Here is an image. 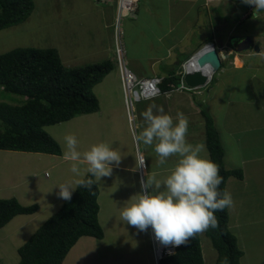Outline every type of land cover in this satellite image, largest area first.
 I'll return each instance as SVG.
<instances>
[{
	"label": "crops",
	"instance_id": "obj_1",
	"mask_svg": "<svg viewBox=\"0 0 264 264\" xmlns=\"http://www.w3.org/2000/svg\"><path fill=\"white\" fill-rule=\"evenodd\" d=\"M93 6L96 7L95 10L98 11L100 17L104 19L103 30L106 31L107 39L104 43H100L99 47L103 53H101L103 58H105L110 45L113 43L112 36H109L107 33L111 29L110 26L113 23L116 8L112 7L113 5L111 4H103L99 7L94 4ZM257 10L258 9H254V6L243 3L242 0H140L137 19L133 20L131 24L128 22V28L132 30L134 40L136 39L137 42L142 40L143 45H145V50L147 51V57H145L144 54L133 55L137 60V64L134 65L135 71L142 77L157 74L164 78L172 76L178 77L179 72L181 71L180 66L203 44L208 40L219 41V34L216 33L215 35L213 32L206 37L203 35V39L200 38V41H188L191 34L194 32L195 27L199 26L204 28L202 26L204 23L206 28L208 19L213 22L214 20H218L216 21L217 24L215 25L216 28L213 30L214 32H218L217 29H225L232 25V29L230 28L227 36L223 39V43L218 46V49L224 54V56L226 54H229V56H225L228 59L223 61V63H225L221 68L222 71L220 70V73L216 75L220 82L214 88L212 93L210 92L206 94V90L202 92V95L176 93L169 98L162 97L161 99H164L165 101L164 104H162L163 106L159 105L160 103L157 102V100L148 102L147 104L158 103L159 106L165 107V113L170 114L173 118H175L177 112H183L189 121L186 139L192 144L203 142L206 145V120L202 114V110L207 111L212 117L224 149V164L226 169L229 171H241L243 174L242 179L232 176L228 179L227 184H225L226 191L231 194L234 201V207L231 209L227 208L229 213V230L237 238L236 242L238 243L240 250L243 252L241 264H243L244 259H246L245 256L248 254L245 246L241 243V237H249L251 235L249 230H254L255 232L256 230H259L255 235L257 236L260 233L262 234L261 230L264 228V41H259L258 39L257 43L260 45V53L252 52V50L244 53H235V46L233 45V47H231V43L235 38L234 35L237 31L238 25H241L246 20H250L255 13V17L257 18L263 16L262 10L259 13L256 12ZM219 15L221 17H218ZM105 20L107 22H105ZM186 28L188 30H184ZM124 30L125 28L123 25L122 31ZM183 31H185L184 36H182ZM101 32L99 30V33ZM176 41H180L178 47L174 44ZM130 49L132 50V48ZM132 51L131 54H133ZM145 58H147V60ZM235 58H239L243 63L241 67L235 66ZM141 59H145L148 62L145 66L150 68V71L148 70L149 73H146L143 69L144 67L140 63ZM66 66H68V64H66ZM157 66L160 67L159 69L161 70H158ZM166 68L167 70L164 71ZM117 75V73L109 74L102 86H105L106 82L112 78V76ZM185 96L188 97L186 98ZM200 103H202V105H200ZM153 111L155 112L156 110ZM143 112L144 111H141L140 114H137V119H139L140 123H132L136 128L137 126H141L142 129L144 126ZM132 124L129 120L128 127L132 128ZM125 128L126 131H128L127 126H125ZM134 136L135 135L132 132V137ZM119 141H121L119 149H122V151L121 149L119 150L121 154V162L119 165L126 164L124 162L127 161L125 158L132 162H136L134 155L138 157L142 154L145 159L144 169H141L140 167L137 169L134 168L133 172L136 175L137 173L139 175L138 177L132 175L136 180L135 182L140 180L141 171L143 172L144 179H146L147 173L155 174L156 178L163 175L164 178L168 174V168L175 163L176 157H170L165 165H159L154 146H147L142 142L137 143L134 138L133 141L128 140L125 142L122 139ZM63 152L64 150H62L60 156L52 155L53 158L55 157L56 169L63 168V166H60V159H58L63 157ZM207 155L210 158L208 149ZM69 163L72 162L66 161V165ZM66 167H64L65 171ZM121 167L124 168L123 166ZM121 167L113 165V168ZM79 168L83 174L82 177H76L71 171H67L66 174L62 175L71 179L70 181L75 185L76 180L84 179L88 174L86 164L80 163ZM82 169L84 170L82 171ZM1 174L2 173L0 172V175ZM62 175L61 173H58V176L54 179V183L60 182L59 184H61V179L64 178ZM122 175H120L119 178H116L113 174L109 177H102L100 181L96 182V184L102 193H107L112 189L111 187L108 188V181L118 180L117 182L123 184V182H121ZM28 176L29 175L26 177ZM46 176H48V174H46ZM10 178L8 179L10 180ZM8 179L6 182H3V180L0 179V189L3 187H9L7 183ZM22 181L23 178H21V182ZM124 182L126 185L129 183L127 180H124ZM138 189L141 190L140 187H136V190ZM54 191V198L56 197V199L52 206H56L57 209L51 217L56 214L65 203V200L58 195L59 187L54 188ZM101 192L99 191L98 201L102 196ZM74 193L75 192H73L72 195ZM115 195L117 197H122L123 200L127 194L124 195L115 192ZM15 199H17L19 203L21 202L22 204H20L23 206H31L33 203H38L39 210L35 214L18 215L12 219L10 223L0 229V242L2 241L11 244L12 241L15 240V236L18 232L23 233L27 230L31 222H40L44 211L49 213L51 209L50 205L45 207L42 206L39 203V198L30 201L29 203L22 197H16ZM115 206L107 211L110 212L111 217H114V219L117 220V216H120L119 210L122 205L118 207ZM102 211H104L103 207L102 209L99 208L98 218L104 231V238L101 240H91L90 237H81L75 245L76 247L74 246L75 248L73 247L69 252L68 259H64L63 264H66L67 262H71V264H103L100 262V260H102L100 249H103L99 246L105 244L107 233L111 232L110 239L112 240V246H115V237L112 233L113 230H115V235H119L121 239L125 240L124 235L126 233H124V229L119 228L118 225L112 226L111 224L110 230L107 231V227H104V219L101 216ZM251 211L258 212L260 218L258 219L249 214ZM248 214L250 217H246ZM15 221H18L17 224L14 228H10V225ZM45 222L41 224H44ZM126 231L130 236H133V239H128L126 241L128 244V250H134L132 247H135V249L138 250L136 248L140 242L137 240L138 238L139 240L148 239L150 243L148 230L146 232L139 231L135 227L129 225ZM203 234L206 236V231L203 232ZM201 235L202 234H200V236ZM29 239H27L23 245ZM130 241L134 242V246L131 245ZM119 242L123 243L122 241ZM200 242L205 264H208V259L211 260V264H216L218 253L212 243H210L209 240L203 241V238H201ZM79 245L81 246L79 247ZM19 248L20 247H16V249ZM104 251H106L105 248ZM3 253L4 251L0 249V257H4ZM7 253L8 252L6 251V254ZM82 254L83 257L76 261L77 256H82ZM261 254H264V250L261 251ZM136 256V254H132L129 257L133 260ZM261 260L263 261L261 264H264V255ZM149 263L151 264L152 261Z\"/></svg>",
	"mask_w": 264,
	"mask_h": 264
},
{
	"label": "rangeland",
	"instance_id": "obj_2",
	"mask_svg": "<svg viewBox=\"0 0 264 264\" xmlns=\"http://www.w3.org/2000/svg\"><path fill=\"white\" fill-rule=\"evenodd\" d=\"M33 1L35 8L32 15L26 22L14 27L0 30V54L8 53L17 48H56L61 54V58L64 62L63 64H65L68 60L66 63L68 66L65 64L67 68L85 67L87 65L100 63L108 59L107 57L103 58V53L99 47L100 43H104L107 39L106 31L103 30L104 19L100 17L98 11L95 10L96 7L93 6L94 4H96L97 7L101 6L99 0ZM93 1L96 2L93 3ZM260 11L261 10L258 9L256 12L259 13ZM137 14L138 13L126 19L124 23L126 37L123 34V42L126 40V46L128 47L129 51L128 56L130 55V67L134 72H136L134 65L137 64V60L136 57H133V55L144 54L145 57H147V51L145 50V45H143L142 40H139V42H137L136 39L134 40L132 30L128 28V22L131 24L134 18L137 19ZM262 14L263 16L257 18L255 17V13L252 15L250 20H246L241 25H238L237 31L234 35L235 38L231 43V47H233V45L235 46V53H244L238 49V42L241 38L250 37L255 43L258 42V39L259 41H264V10H262ZM218 17L221 16L219 15ZM216 21L218 20H214L213 22L212 20L208 19L206 28L204 23L202 24L204 28L199 26L195 27L194 32L191 34L188 41H200V38L203 39V35L206 37L211 35L213 32L215 35L216 33L219 34L220 39L216 42V45L217 47L220 46L224 41L223 39L230 31V28L232 29V25L225 29H217L218 32H214L213 30L216 28L215 25L217 24ZM105 22L107 21L105 20ZM99 30L100 32H103L99 33ZM111 30L112 29H110L107 33L109 36H113L112 31H115V28L113 27V30ZM184 30L188 29L186 28ZM184 35L185 31L182 33V36ZM179 42L180 41H176L174 44H176L178 47ZM130 48H132L133 51ZM131 51L133 54H131ZM252 52L254 51L252 50ZM226 55L227 57L229 56V54ZM145 59L147 60V58ZM145 59H141L140 63L144 67L143 69L145 72L149 73L150 68L145 66L148 64ZM224 63L222 64V67L224 66ZM234 63L237 67H241L243 65L239 58H235ZM159 68L160 67L157 66V69L161 70ZM166 70L167 68L164 69V71ZM218 73H220V71ZM138 75L140 76V74ZM105 80L106 78L104 81ZM104 81L94 88L95 96L97 97L100 105L99 112L91 113L90 115H82L70 121L51 125L45 128L46 132L55 138L60 144L62 150H64V136L67 134H73L78 140V150L81 152L89 149L92 144L98 142L108 143L112 145L114 149L119 151L121 149H119L121 142L119 141L120 139L125 142L128 140L133 141L134 137H132V132L134 135H136L141 130V126H137V128L134 126V124L140 123L139 119H137V114H140L141 111H146L153 105L156 106L153 108V110H156V108L160 107L159 105H162L165 102L164 99L159 98L160 100L156 99L157 102L160 103L159 105L158 103L147 104L148 102L135 104V123L132 124V128H130L128 127L129 120L124 103V95L118 76H112V78L106 82L105 86H102ZM219 82L220 80L218 76H215L214 83H212V85L207 89H204V91L206 90L205 93H212ZM185 97L187 98L188 96ZM25 101V97L14 93L5 92L3 87H0V103L6 102L12 105H21ZM200 105H202V103H200ZM125 126H127L128 131H126ZM134 157H136V155H134ZM54 158L52 155H46L42 153L0 151V172L2 173L0 175V179H2L3 182H6L8 178L13 176L10 178V180L8 179L7 182L10 188L3 187L0 189V199L22 197L25 198V201H28L29 203L30 201L39 198V203L42 206L45 207L50 205L51 207L49 213L44 211L40 222H31L27 230H25L23 233L18 232L15 236V240H13L11 244L2 241L0 242V249L4 251V257H0V263L4 262L3 264H19L20 257L16 247H21L30 236L34 235L38 231L39 227L43 225L41 223L49 219L56 211V206H52L56 199V197L54 198V188H57L60 182L54 183V179L58 176V173H61L62 175L66 174L67 171H71V163L68 164L70 167L66 165V160L64 159L63 155V157L58 158L60 159V166H63V168L56 169ZM125 160H127L124 161L126 164L119 165L120 167L123 166L124 168H113L112 171V174L116 178H119L120 175L124 174L121 176V182H123V184L117 182L118 180L108 181V188L111 187L112 189H110L107 193H102L101 190H99L102 193V196L98 201L100 209H102V207L104 209V211L101 213V216L104 219V227H107V231H109L111 224L112 226L118 225V227L124 229L123 232L126 233L124 235L125 240L121 239L119 235H115V230H113L112 233L115 237V246H112V240L110 239L111 232L107 233L105 244L99 246L103 249H100V254L102 256V260H100V262L103 264H150L149 262L152 261L151 264H155L151 241L149 243L148 239L139 240L138 238L137 240L140 241L136 246L138 250H136L135 247H132L134 250H128V244L126 241L128 239H133V236H130L126 231L129 225L123 222L120 216H117V220H115L114 217H111L110 212L107 211L115 205V207L123 205V203L127 201L132 195L140 191L139 189L136 190V187H140L141 178L139 181H137V183L135 182V178L132 177V175L135 177L139 176L138 173L136 175L133 172L134 168L137 169L136 162H132L126 158ZM64 167H66V171L64 170ZM83 170L84 169H82V171ZM46 174H48L49 177L46 176ZM27 175L29 176L26 177ZM62 176L64 177L61 179L62 183L69 182L71 180L64 175ZM82 176L83 174L76 177ZM21 178H23L22 182ZM162 178L163 175L158 176L157 179ZM124 180L129 182L128 185L125 184ZM73 186L76 187L74 183ZM115 192L127 195H125L126 197L122 200V197H117ZM34 204L38 205V203H33V205ZM249 214L257 217L258 219L260 218L258 216L259 213L256 211H251ZM249 214L246 217H250ZM17 222L18 221H15L12 225H10V228H14ZM251 231L252 230H249L251 234L249 237H241V243H243L248 253L247 256H245L246 259H244L243 264H261V262L263 263L261 259L264 255L261 254V251L264 250V228L261 230L262 234L260 233L257 236L255 235L259 232V230H256V232L254 230L252 232ZM201 238H203V241L210 240L207 235L205 236L203 233ZM90 239L97 240L91 237ZM119 241H122L123 243ZM130 242L131 245L134 246V242ZM80 246L81 245H79V247ZM104 248L106 251H104ZM6 251L8 252L7 254ZM132 254L137 255L133 260H131L129 257ZM68 255L65 259H68ZM81 257H83V254L82 256H77L76 261H78ZM66 264H71V262H67ZM208 264H211L210 259H208Z\"/></svg>",
	"mask_w": 264,
	"mask_h": 264
},
{
	"label": "trees",
	"instance_id": "obj_3",
	"mask_svg": "<svg viewBox=\"0 0 264 264\" xmlns=\"http://www.w3.org/2000/svg\"><path fill=\"white\" fill-rule=\"evenodd\" d=\"M35 8L33 0H0V30L26 22ZM56 48H17L0 54V87L5 92L26 98L21 105L0 103V151L61 155L60 144L45 128L70 121L76 117L97 113L100 105L94 87L113 69L110 61L80 68H67ZM180 77H166L162 90L178 84ZM215 78L212 83H214ZM206 120V145L210 159L220 169L226 191L227 181L234 176L243 178L241 171H229L224 164V149L214 121L202 110ZM88 173L86 179H91ZM99 188L77 187L70 201L50 217L30 239L18 249L19 264H63L64 259L81 237L104 238L99 223ZM39 210L37 204L23 206L15 198L0 200V229L18 215H31ZM219 220L216 229L206 231L218 253L216 264H241L243 252L237 238L229 230V213L215 212ZM197 234L187 246L181 245L174 256L160 264H205Z\"/></svg>",
	"mask_w": 264,
	"mask_h": 264
},
{
	"label": "clouds",
	"instance_id": "obj_4",
	"mask_svg": "<svg viewBox=\"0 0 264 264\" xmlns=\"http://www.w3.org/2000/svg\"><path fill=\"white\" fill-rule=\"evenodd\" d=\"M242 2L254 6V9L264 10V0H242ZM133 20H136V18ZM113 27L112 23V30ZM112 33L113 43L110 45L108 53L105 56V58L107 57L108 59L104 61H110L112 63L113 69L110 73H108V75L111 73L118 74L117 76L120 79L122 91L124 92L122 76L117 65V57L119 55L117 46L120 43L121 48L123 49L122 54L125 56V60L131 69L126 40L123 42L126 30L122 31L120 34L121 40L120 37L118 40L116 39L115 31ZM210 41L212 40H208L205 44ZM205 44H203L180 66L181 71L179 72L178 77L181 78L182 76V66L196 54L201 53ZM206 48L212 50L210 47ZM213 52L218 54L221 66L218 67V69H215V74L212 76V80L209 84L208 82L210 78L205 86L196 87L198 88V93L189 94L202 95L204 89H207L212 84L213 79L221 70L223 61L228 59L220 52L217 45ZM213 52L210 51L207 53L210 54ZM194 70L202 71L203 68H201L198 64L194 66ZM137 76L139 75L137 74ZM156 76L159 75L156 74ZM159 77L164 81V77ZM161 86V92L166 93L167 91H163ZM173 94L170 96L162 94L149 101L162 97L169 98ZM155 107L156 106L153 105L143 112L144 126L138 134L134 136V140L137 143L142 142L144 145L154 146V151L158 157L159 165H165L170 157H176V160L175 163L168 168V174L163 179H157L155 174L149 173H147L146 179H143L142 171L140 172L141 190L123 203L120 207V218L123 222L135 227L139 231L146 232L148 230L149 235L150 227L156 240L160 243L165 246L172 245L173 247H177L175 253L169 256L172 257L176 254L177 249L180 248L181 245L187 246L189 240L197 234H202L209 228L216 229L219 226V220L216 217L215 212L223 211L225 208H233L234 201L229 192H221L219 190V186L223 182V177L219 174V166L208 157L206 145L203 142L192 144L187 141L186 137L189 126L187 116L183 112H177L175 118H173L170 114L165 113L162 106L156 108V111L154 112L153 108ZM127 115L130 120L128 112ZM135 118L136 107L133 121L130 120L131 124L135 122ZM63 139V155L66 161L72 162L70 169L71 172L76 176H81L82 173L80 171L79 164L83 163L87 165V172L90 173L92 177L91 179L86 180H76V187L91 189L96 182L101 180L102 177L111 176L113 165L119 166L121 162L120 152L108 143H94L89 147V149L81 152L78 150V140L75 135L67 134ZM135 159L136 167H140L142 169V166L145 165V159L142 154L135 157ZM58 187L59 197L65 201H70L73 191L76 190V187L73 186V182H65L59 184Z\"/></svg>",
	"mask_w": 264,
	"mask_h": 264
},
{
	"label": "built area",
	"instance_id": "obj_5",
	"mask_svg": "<svg viewBox=\"0 0 264 264\" xmlns=\"http://www.w3.org/2000/svg\"><path fill=\"white\" fill-rule=\"evenodd\" d=\"M101 5L105 4H111L113 5L112 7L116 8V14L117 18L115 20V34H116V39L121 36L120 34L122 33L119 32L118 27L119 25L123 24L121 22V19L124 15L127 13H131L135 10H137V6L140 2V0H99ZM210 47L212 48L213 52L216 48L215 40H212L205 44L204 48ZM201 49V50H202ZM199 50V51H201ZM117 51L119 53L117 57L118 61V67L122 76V84H123V90H124V103L126 110L129 114L130 120L131 116H134L135 112V104L143 101H149L153 98H157L162 94H166L167 96H170L173 93L177 92H185V93H198V88H191L189 87L184 78L185 75L189 73L188 67H186L189 62L192 60L189 59L182 67H183V72L181 73V80L180 83L175 85L171 84L170 85V90L167 91L166 93H162L160 86L163 82L162 78L159 76H151V77H139L137 76L136 73H134L128 66L127 61L125 60V56L122 54L123 49L121 48V45L117 46ZM210 52V51H209ZM215 74V72H214ZM212 77L209 79L208 84L211 82ZM145 167V165L142 166V169ZM150 230V236H151V247L153 251V256L155 259L156 264H159L161 260L173 255L176 251L177 247H173L172 245L165 246L162 243H160L158 240H156L154 233L152 232V229L149 227Z\"/></svg>",
	"mask_w": 264,
	"mask_h": 264
},
{
	"label": "water",
	"instance_id": "obj_6",
	"mask_svg": "<svg viewBox=\"0 0 264 264\" xmlns=\"http://www.w3.org/2000/svg\"><path fill=\"white\" fill-rule=\"evenodd\" d=\"M239 51L247 52L250 50H253L255 53H260V45L258 43H255L250 37H244L239 40ZM211 60L212 63L215 65V68L218 69V67L221 66L220 59L218 57V54L216 52L210 53L208 56H205L200 60V64H204L206 61ZM186 84L190 87H203L206 85L208 79L205 75H202L201 73L194 72L192 74H187L184 78Z\"/></svg>",
	"mask_w": 264,
	"mask_h": 264
},
{
	"label": "bare ground",
	"instance_id": "obj_7",
	"mask_svg": "<svg viewBox=\"0 0 264 264\" xmlns=\"http://www.w3.org/2000/svg\"><path fill=\"white\" fill-rule=\"evenodd\" d=\"M139 4H140V2H139ZM139 4L137 6L138 7L137 10H135V11H133L131 13H127L126 15H124L122 17L121 22H123V24L119 25V27H118L119 32L122 31L125 20L130 18L132 15L136 14L139 11ZM114 13L115 14H114V18H113V26L116 29V26H115V20L117 18L116 10H115ZM209 51H212V50H209V49L205 48V49H203V51L201 53L196 54L192 58V60L186 66L189 69V73L188 74H192L194 72H197V71L194 70V66L199 64L200 67L203 68L202 71H198L199 73H201L202 75H205L207 77V79H209L212 76H214V71H215L216 68H215V65L212 63L213 61L208 60L204 64H200L201 63L200 60H202V58H204L205 56H208L209 54L207 52H209ZM131 121H133V117L132 116H131ZM142 174H143V172H142Z\"/></svg>",
	"mask_w": 264,
	"mask_h": 264
}]
</instances>
